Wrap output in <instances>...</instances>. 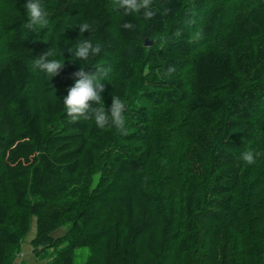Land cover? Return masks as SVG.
Instances as JSON below:
<instances>
[{"label": "trees", "instance_id": "trees-1", "mask_svg": "<svg viewBox=\"0 0 264 264\" xmlns=\"http://www.w3.org/2000/svg\"><path fill=\"white\" fill-rule=\"evenodd\" d=\"M25 3L0 0V264L33 221L46 264H264V0H153L151 20L43 0L38 31ZM81 40L103 51L76 59ZM50 49L51 80L32 66ZM82 66L111 68L102 99L121 96L124 132L68 117Z\"/></svg>", "mask_w": 264, "mask_h": 264}, {"label": "clouds", "instance_id": "clouds-1", "mask_svg": "<svg viewBox=\"0 0 264 264\" xmlns=\"http://www.w3.org/2000/svg\"><path fill=\"white\" fill-rule=\"evenodd\" d=\"M114 7L118 11H123L124 15L141 13L145 20H151L156 12L153 9V0H113ZM25 7L29 14V21L23 27L30 31H38L40 27L48 26V12L46 11L43 0H26ZM80 32H91L93 25L88 22H81L78 25ZM122 27L125 30H135V25L125 22ZM199 36V33L197 34ZM76 59L90 61L98 56L103 47L101 44H93L91 40H81L75 47ZM54 49L43 52L33 61V69L43 72L50 80L59 75L64 67V62L60 59L52 58L58 56ZM175 71L174 67H169L167 75ZM111 68L104 66H94V72L85 71V67L73 74L75 83L68 89V94L63 98L68 117L77 122L81 119H94L95 124L100 129L115 127L117 130L125 131V111L126 105L118 94H113L110 109H106L102 93L105 91L104 81H106ZM95 102L96 106H93ZM259 154L246 150L242 154V159L248 164H254Z\"/></svg>", "mask_w": 264, "mask_h": 264}, {"label": "rangeland", "instance_id": "rangeland-1", "mask_svg": "<svg viewBox=\"0 0 264 264\" xmlns=\"http://www.w3.org/2000/svg\"><path fill=\"white\" fill-rule=\"evenodd\" d=\"M36 232H37V230H36V222L33 221V224L31 226V231L28 234V236L25 238V242H27L31 237L36 236ZM64 232H65L64 229H60V230L56 231L53 234V236L54 237H60V236H62L64 234ZM88 255H89V250L87 248L79 249L76 252V256H75L76 262H84V261H86L87 258H88ZM22 256H23L22 255V251L20 250V252L17 254L16 260L19 259V258H22ZM37 263L46 264L47 263V259H44V260H40L39 259V260H37Z\"/></svg>", "mask_w": 264, "mask_h": 264}, {"label": "crops", "instance_id": "crops-1", "mask_svg": "<svg viewBox=\"0 0 264 264\" xmlns=\"http://www.w3.org/2000/svg\"><path fill=\"white\" fill-rule=\"evenodd\" d=\"M35 238L31 237L27 242H24V244L21 247L22 251V258H19L15 261L14 264H40L37 263V259L34 255V250L31 245L32 240Z\"/></svg>", "mask_w": 264, "mask_h": 264}, {"label": "water", "instance_id": "water-1", "mask_svg": "<svg viewBox=\"0 0 264 264\" xmlns=\"http://www.w3.org/2000/svg\"><path fill=\"white\" fill-rule=\"evenodd\" d=\"M146 46H151V43L149 41H146Z\"/></svg>", "mask_w": 264, "mask_h": 264}]
</instances>
